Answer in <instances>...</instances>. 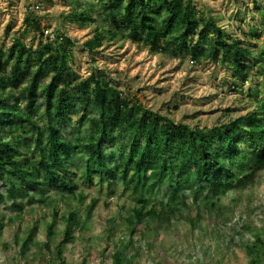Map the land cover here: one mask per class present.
Returning <instances> with one entry per match:
<instances>
[{
  "label": "trees",
  "instance_id": "16d2710c",
  "mask_svg": "<svg viewBox=\"0 0 264 264\" xmlns=\"http://www.w3.org/2000/svg\"><path fill=\"white\" fill-rule=\"evenodd\" d=\"M101 3L107 28L96 27L85 42L90 53L103 40L120 37L151 54L170 51L188 54L196 63L203 59L228 62L233 78L240 81L247 80L253 67L264 66V42L258 53L241 39L227 37L213 17L196 16L193 0ZM253 6L260 10L255 0ZM92 10L91 4L88 9L77 6L71 11V20L82 27L95 22ZM261 18L264 23L263 11ZM24 22L27 29L44 35L33 11L28 12ZM46 38V43L35 49L18 39H13L5 52L0 48V129L6 118H17L22 128L14 135L12 127L7 137L0 139V179L8 182L7 192L14 193L16 182L73 197L77 189L72 180L75 173L87 183L97 175L109 188L120 180L134 202L124 230L134 232L133 219L138 224H152L149 230L158 233L173 220L183 218L187 197L191 196L193 202L203 198L211 206L218 197L237 190L256 171L264 169V95L255 101L253 109L226 123L209 129L189 127L144 108L104 75L80 77L68 59L72 40L54 32L52 38ZM38 94L42 97L40 104ZM23 101L24 114L20 113ZM77 104L83 113L90 105L94 113L84 128L85 140L78 126L72 138L63 135L62 125L70 121L68 110ZM40 110L45 127L35 136L30 135L24 124L35 126L31 116ZM119 140L123 141L119 147L122 162L114 161L112 151L106 153V147ZM23 145L27 149L21 152ZM80 160L82 168L78 167ZM91 160L97 170L89 165ZM159 192L164 197L156 205L150 195ZM77 197L82 199V194L79 192ZM67 206L71 207L69 203ZM90 210L91 206L86 208L87 217ZM63 220V240H72L74 230L82 226L80 213L67 211ZM188 222L195 227L200 217L188 218ZM59 245L61 248V242ZM60 248L56 251L57 261L64 264ZM119 257L116 254L115 261Z\"/></svg>",
  "mask_w": 264,
  "mask_h": 264
},
{
  "label": "rangeland",
  "instance_id": "374dc122",
  "mask_svg": "<svg viewBox=\"0 0 264 264\" xmlns=\"http://www.w3.org/2000/svg\"><path fill=\"white\" fill-rule=\"evenodd\" d=\"M193 1L197 17H213L227 37L241 39L259 53L264 42V0H255L260 10L254 8L253 0ZM100 2L0 0V48L5 52L12 40L18 39L35 49L46 43V35L52 38L53 32L62 33L72 40L68 59L80 77L104 75L144 108L189 127L209 129L226 123L253 109L255 101L263 97L261 64L249 71L246 81H240L233 78L228 62L203 59L196 63L188 54L170 51L151 54L128 38L103 40L88 52L84 44L96 27L107 28ZM89 4L93 5L96 21L79 26L71 20V11L77 6L88 9ZM30 11L36 15L43 36L27 29L24 19ZM24 106L25 101L20 113L27 112ZM90 107L85 113L79 104L68 110L70 121L62 125L65 137L72 138L78 126L82 139H86L84 128L88 118L94 116ZM31 120L36 125L25 123L24 129L35 136L45 127L43 111L32 115ZM12 127L14 135L22 132L17 118H6L0 129L1 140ZM122 143L119 140L106 147V153H114V161L122 162ZM26 149L23 145L20 151ZM77 163L83 167L82 160ZM89 165L97 170L93 160ZM72 180L77 186L73 197L16 182L11 194L7 192L8 182L0 179V264H58L60 242L64 264H264V169L256 171L237 190L218 197L211 206L203 198L193 202L191 196L187 197L183 218L173 220L158 233L149 230L152 224H138L133 219L134 232L124 230L134 202L120 180L110 188L97 175L92 183L81 180L79 173ZM79 192L82 199L77 197ZM150 197L158 205L164 193ZM70 210L78 211L83 222L79 230H74L73 239L65 241L63 215ZM196 216L200 222L192 227L188 218ZM116 254H120L118 262Z\"/></svg>",
  "mask_w": 264,
  "mask_h": 264
}]
</instances>
